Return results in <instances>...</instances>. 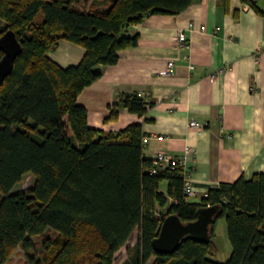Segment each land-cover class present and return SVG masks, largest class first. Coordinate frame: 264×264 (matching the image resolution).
<instances>
[{
  "label": "trees",
  "instance_id": "16d2710c",
  "mask_svg": "<svg viewBox=\"0 0 264 264\" xmlns=\"http://www.w3.org/2000/svg\"><path fill=\"white\" fill-rule=\"evenodd\" d=\"M89 1L0 0V36L10 29L21 45L0 84V264L16 248L27 264H76L79 256L114 264L124 246L120 264H264V173L220 183L199 202L185 200L178 170L149 173L139 124L107 134L92 129L76 101L101 76L100 66L115 64L120 50L137 45L133 25L177 14L194 0ZM240 1L263 15L254 0ZM39 12L43 17L35 21ZM60 39L84 48L79 63L60 67L48 58ZM151 106L125 94L112 108L142 116ZM26 172L34 175L33 186L11 193ZM208 206L218 207L208 242L185 238L170 255L154 252L151 242L167 215L186 223ZM220 216L231 246L224 263L211 259L212 226ZM135 230L136 242L127 245ZM46 231L54 238L43 240L38 257L34 239Z\"/></svg>",
  "mask_w": 264,
  "mask_h": 264
},
{
  "label": "crops",
  "instance_id": "0c3cea01",
  "mask_svg": "<svg viewBox=\"0 0 264 264\" xmlns=\"http://www.w3.org/2000/svg\"><path fill=\"white\" fill-rule=\"evenodd\" d=\"M254 1L263 15L240 0H228L227 8L224 0H194L177 14L148 16L132 26L137 45L100 66L101 76L77 96L92 129L107 134L139 124L146 159L191 148L188 169L198 193L192 202L220 183L264 173V0ZM84 52L60 39L47 56L67 67ZM169 60L172 74L161 75ZM125 94L152 106L142 116L113 109ZM191 120L201 127H189ZM159 190L166 192V181Z\"/></svg>",
  "mask_w": 264,
  "mask_h": 264
},
{
  "label": "water",
  "instance_id": "95a60500",
  "mask_svg": "<svg viewBox=\"0 0 264 264\" xmlns=\"http://www.w3.org/2000/svg\"><path fill=\"white\" fill-rule=\"evenodd\" d=\"M0 51L2 52L0 59L1 84L11 72L13 62L21 51V45L12 30H5L0 36ZM217 211L218 207L216 206L199 208L196 211L195 220L186 223L181 222L175 214L167 215L160 224L157 236L151 242L154 252L160 255H170L178 249L185 238L208 242L210 226Z\"/></svg>",
  "mask_w": 264,
  "mask_h": 264
},
{
  "label": "rangeland",
  "instance_id": "374dc122",
  "mask_svg": "<svg viewBox=\"0 0 264 264\" xmlns=\"http://www.w3.org/2000/svg\"><path fill=\"white\" fill-rule=\"evenodd\" d=\"M94 0H90L89 2H92ZM43 17L42 13L39 12L36 17L35 21L41 20ZM4 27V23L0 21V29ZM34 183V175L31 172H26L23 176L21 181L16 184L12 190L11 193L21 192V191H28ZM164 211V209H162ZM212 233L213 238L212 242L214 243L216 253L211 256V259H214L215 261H218L220 263H224L231 252V246L228 241L227 235H226V226H225V220L223 216L217 217L213 226H212ZM46 238H54V233L52 231H46L42 236L35 238V255L38 257H42L41 255L44 253V245L43 240ZM138 238L137 230H135L130 239L127 242V245H133ZM126 255L125 252V246L122 247L115 255H114V264H120V261L124 258ZM26 255L25 252L20 249L16 248L12 252H10L8 259L5 264H27L26 261ZM152 259L148 261L147 264H150ZM76 264H95V262L90 259L87 256H79V258L75 261Z\"/></svg>",
  "mask_w": 264,
  "mask_h": 264
},
{
  "label": "built area",
  "instance_id": "2783aa9c",
  "mask_svg": "<svg viewBox=\"0 0 264 264\" xmlns=\"http://www.w3.org/2000/svg\"><path fill=\"white\" fill-rule=\"evenodd\" d=\"M186 38L184 33H178V42L179 44H183ZM174 63L172 60H169L166 63V67L161 71V75L169 76L172 74ZM221 73V70L218 71ZM171 112V110H170ZM189 127L200 128L201 125L196 121L191 120L189 122ZM193 154V150L191 148H186L182 154L177 157H171L163 152H157L152 158V166L148 169L149 173L154 175L157 174L164 169L170 167L171 169L178 170L179 175L182 178L183 183V197L185 200H191L196 197L198 194L196 188L194 187L192 180L190 178V171L188 169V163Z\"/></svg>",
  "mask_w": 264,
  "mask_h": 264
}]
</instances>
